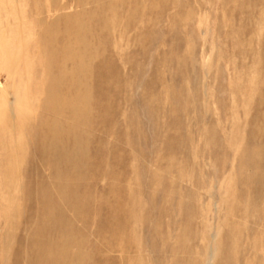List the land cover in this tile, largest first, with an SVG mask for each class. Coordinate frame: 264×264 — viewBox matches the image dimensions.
<instances>
[{"label":"rangeland","instance_id":"1","mask_svg":"<svg viewBox=\"0 0 264 264\" xmlns=\"http://www.w3.org/2000/svg\"><path fill=\"white\" fill-rule=\"evenodd\" d=\"M0 264H264V0H0Z\"/></svg>","mask_w":264,"mask_h":264}]
</instances>
